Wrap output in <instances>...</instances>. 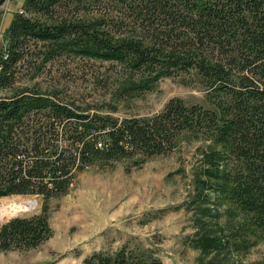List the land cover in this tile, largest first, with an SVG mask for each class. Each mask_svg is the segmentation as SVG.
<instances>
[{
    "label": "trees",
    "instance_id": "trees-1",
    "mask_svg": "<svg viewBox=\"0 0 264 264\" xmlns=\"http://www.w3.org/2000/svg\"><path fill=\"white\" fill-rule=\"evenodd\" d=\"M22 5L24 13H15L3 29L1 89H13L25 66L35 76L55 61L88 59L121 68L125 90L165 76L196 75L212 106L171 98L151 117L123 119L110 132V148L102 150L89 134L117 120L79 111L57 90L18 87L0 95V198L41 195L46 204L39 213L0 224V252L33 249L52 236L47 199L72 186L76 140L83 143L78 155L89 162L120 152L166 153L182 133L207 136L218 148L209 155L206 183L197 179V195L209 198L215 192L217 199L198 206L196 221L203 231L197 243L204 251L223 250L248 244L241 240L242 229L264 233V0H25ZM53 118L65 123L62 136ZM219 202L226 205L222 211ZM85 262L164 264L145 249L125 245L112 253L94 252Z\"/></svg>",
    "mask_w": 264,
    "mask_h": 264
},
{
    "label": "rangeland",
    "instance_id": "rangeland-1",
    "mask_svg": "<svg viewBox=\"0 0 264 264\" xmlns=\"http://www.w3.org/2000/svg\"><path fill=\"white\" fill-rule=\"evenodd\" d=\"M24 1L0 4V49L5 40L3 29L23 9ZM120 69L108 62L77 59L68 64L49 63L34 76L25 66L13 89L0 88V95L18 87L57 90L77 110L109 122L151 117L174 97L212 106L206 99V85L196 75L165 76L147 87L125 90L120 86ZM217 148L207 136L182 133L166 153L146 157L120 152L91 158L88 167L78 169L70 188L47 199L52 236L33 249L0 252V264H90L85 261L94 252L112 253L123 245L145 249L164 264H264L261 232L240 230L244 233L241 240L248 244L229 249L204 251L197 243L198 231H203L196 221L198 206L213 205L217 199L215 192L209 198L197 195V179L202 177L206 183L209 155ZM28 198L37 199V205L4 214L0 224L15 216L39 213L46 205L43 196L31 194L3 196L0 204ZM217 206L221 211L226 208L222 202ZM220 215L224 222L225 216Z\"/></svg>",
    "mask_w": 264,
    "mask_h": 264
},
{
    "label": "built area",
    "instance_id": "built-area-1",
    "mask_svg": "<svg viewBox=\"0 0 264 264\" xmlns=\"http://www.w3.org/2000/svg\"><path fill=\"white\" fill-rule=\"evenodd\" d=\"M20 13H24V10L21 9ZM122 120H117L115 123H106L104 125H100L96 128H92L90 134H89V138H92L95 141V147L105 150L110 148L111 146V138H110V132L112 130H114L116 127L120 126L122 123ZM54 123L56 124V127L58 128V130L60 131V135L62 136V132H63V128L64 126V122L63 123H59L57 120H55V118H53ZM62 138V137H61ZM60 138V142L61 139ZM62 142H64V140H62ZM82 142H80L79 140H76V163L75 165L72 167L71 169V185H73L76 182V173L78 171L79 168L81 167H88L89 166V162L88 161H82V159L80 158V155H78V149L82 148ZM126 147L128 148L129 146L126 145ZM22 158L25 157V154H23L21 156Z\"/></svg>",
    "mask_w": 264,
    "mask_h": 264
},
{
    "label": "bare ground",
    "instance_id": "bare-ground-1",
    "mask_svg": "<svg viewBox=\"0 0 264 264\" xmlns=\"http://www.w3.org/2000/svg\"><path fill=\"white\" fill-rule=\"evenodd\" d=\"M37 205V199H11L10 201L0 204V217L7 213L23 212Z\"/></svg>",
    "mask_w": 264,
    "mask_h": 264
}]
</instances>
